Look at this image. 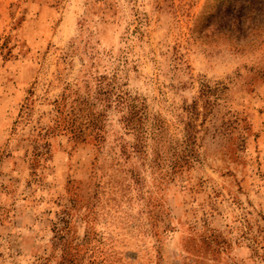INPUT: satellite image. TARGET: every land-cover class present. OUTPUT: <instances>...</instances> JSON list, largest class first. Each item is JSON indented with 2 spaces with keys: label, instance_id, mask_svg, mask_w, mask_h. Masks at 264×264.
<instances>
[{
  "label": "rangeland",
  "instance_id": "1",
  "mask_svg": "<svg viewBox=\"0 0 264 264\" xmlns=\"http://www.w3.org/2000/svg\"><path fill=\"white\" fill-rule=\"evenodd\" d=\"M0 264H264V0H0Z\"/></svg>",
  "mask_w": 264,
  "mask_h": 264
},
{
  "label": "trees",
  "instance_id": "2",
  "mask_svg": "<svg viewBox=\"0 0 264 264\" xmlns=\"http://www.w3.org/2000/svg\"><path fill=\"white\" fill-rule=\"evenodd\" d=\"M69 85L66 84L65 85V89L68 90ZM97 95H103V99L104 100H107V94L108 91L106 92H102L101 91V87L98 88V90L95 92ZM65 95L62 94L58 99H54L53 100V104H54V111L56 112V117H57V121L61 120V123L59 125L58 124H55L54 127H60V129L64 130V131H68L70 133V136L71 138L73 139H81L83 140V137H84V134L86 132H93V134L95 135V137H98L99 136V132H98V127H96L95 125V119L93 118L95 113H91L89 112L87 114L86 117L90 118L89 120H87L86 122L84 123H80V124H77L75 123V120L77 119V117H72V118H69V119H66V116L68 113H66V109H64V106H65ZM118 102H121L122 101H118ZM70 113H72L70 111ZM124 120H126L127 124H132V121L129 119V118H124ZM95 125V126H94ZM91 126V127H90Z\"/></svg>",
  "mask_w": 264,
  "mask_h": 264
}]
</instances>
